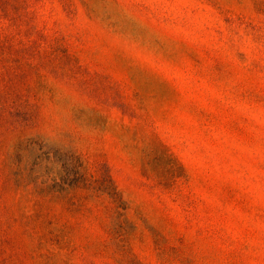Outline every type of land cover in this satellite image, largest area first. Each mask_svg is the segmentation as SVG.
<instances>
[{"label": "rangeland", "instance_id": "374dc122", "mask_svg": "<svg viewBox=\"0 0 264 264\" xmlns=\"http://www.w3.org/2000/svg\"><path fill=\"white\" fill-rule=\"evenodd\" d=\"M0 264H264V0H0Z\"/></svg>", "mask_w": 264, "mask_h": 264}]
</instances>
